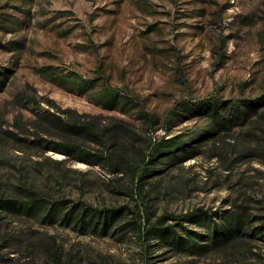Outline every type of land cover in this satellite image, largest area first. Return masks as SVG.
Segmentation results:
<instances>
[{
	"label": "rangeland",
	"instance_id": "rangeland-1",
	"mask_svg": "<svg viewBox=\"0 0 264 264\" xmlns=\"http://www.w3.org/2000/svg\"><path fill=\"white\" fill-rule=\"evenodd\" d=\"M0 80V199L126 207L118 226L142 210L152 221L203 210L264 227V106L144 190L129 171L151 143L204 128L203 100L264 97V0H0ZM59 144L110 156L113 169ZM43 216L0 210V264H145L130 231L81 233ZM247 240L206 256L155 243L151 264H264V235Z\"/></svg>",
	"mask_w": 264,
	"mask_h": 264
},
{
	"label": "trees",
	"instance_id": "trees-1",
	"mask_svg": "<svg viewBox=\"0 0 264 264\" xmlns=\"http://www.w3.org/2000/svg\"><path fill=\"white\" fill-rule=\"evenodd\" d=\"M4 83L5 80H0V85L3 86ZM263 106L264 97L252 102L248 100H229L219 103L214 99L203 100L195 107L205 111L209 117V121L204 128L187 132L172 139L151 143L140 164L136 167L133 165L129 167L134 183L137 185V190H144L153 179L160 178L159 175L165 171L160 168L162 165L171 164L172 166L175 160L183 159L181 155H191L195 145L209 139V137H215L221 130L228 128V125L233 124L241 116L257 114ZM222 108L228 109L229 114L223 116L220 110ZM63 113H66V111L63 110ZM45 117L50 119V115ZM54 119L61 120L57 117ZM70 127L75 131L84 130L89 135L99 139L94 129L80 120L73 121ZM59 146L65 151L76 152L83 157L93 156L103 160L113 169L110 156L91 155L77 146L63 144H59ZM70 203L67 200H58L51 203L38 197H31L26 201L0 199V210L29 217L44 215L41 218L43 222L53 223L59 221L81 233L92 232L101 235H118L119 237L126 231H130L141 248L145 264H151V260L154 258L152 256L154 252L151 249L155 246V243H158L157 248L164 251L162 254L170 256L177 254L206 256L232 244L245 246L249 241L247 238L253 237L256 232L264 235V227L256 228L257 231L254 232V229L247 226L242 219L225 215L215 220L213 215L210 216L203 210L189 212L179 217L162 215L154 221L142 210L138 219L130 218L131 220L118 226L121 222H124L125 215L131 214V212H127L126 207L97 209L85 203H72V206H70ZM171 221L174 223L170 224ZM185 222L189 226H186ZM193 227L203 229L204 233L194 231ZM54 262L55 264H61L58 257H55Z\"/></svg>",
	"mask_w": 264,
	"mask_h": 264
}]
</instances>
